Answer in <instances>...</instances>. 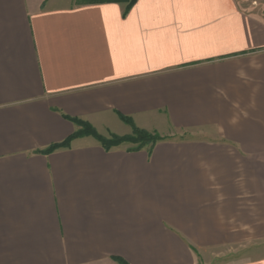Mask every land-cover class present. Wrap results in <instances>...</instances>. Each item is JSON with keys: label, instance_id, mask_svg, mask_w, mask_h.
I'll use <instances>...</instances> for the list:
<instances>
[{"label": "crops", "instance_id": "1", "mask_svg": "<svg viewBox=\"0 0 264 264\" xmlns=\"http://www.w3.org/2000/svg\"><path fill=\"white\" fill-rule=\"evenodd\" d=\"M0 0V264H264V21L235 0ZM207 139L105 151L87 122ZM215 253V252H214Z\"/></svg>", "mask_w": 264, "mask_h": 264}, {"label": "trees", "instance_id": "2", "mask_svg": "<svg viewBox=\"0 0 264 264\" xmlns=\"http://www.w3.org/2000/svg\"><path fill=\"white\" fill-rule=\"evenodd\" d=\"M136 0H95L89 3L92 4H101V3H119L125 4V13L133 6ZM122 123L127 125L131 133L127 136H115V135H108V137H103L99 135L95 129L89 125L87 122L78 120V119H69L71 123H73L78 129L75 131L69 138L63 141L60 144L52 145L49 148L38 152L39 154L49 155L58 149H65L69 148L70 143L78 138L83 137H91L93 138L101 148L105 151H110L115 148H119L122 144H129L133 147L128 149V152H139L142 150H146L148 154L151 153L152 149L157 143L164 142L162 138L156 135V133H150L145 130H141L134 126L132 121L126 117H119ZM119 264H126L121 260H117Z\"/></svg>", "mask_w": 264, "mask_h": 264}, {"label": "rangeland", "instance_id": "3", "mask_svg": "<svg viewBox=\"0 0 264 264\" xmlns=\"http://www.w3.org/2000/svg\"><path fill=\"white\" fill-rule=\"evenodd\" d=\"M77 1L88 3L95 0H77ZM235 2L243 10L257 16L258 18L264 21V0H235ZM130 133L128 135H130ZM156 135L162 138L164 141H173V142H184V141H192L198 139H207L209 136L207 134V131H193V130L177 131L173 129H170L165 134L156 133ZM119 147L123 149H130L133 146L129 144H122ZM228 250L229 249H221L219 252L212 251L209 253L206 251H202L199 257V264H225L229 261H232L233 259H235V257L240 255L239 252L236 251L231 252Z\"/></svg>", "mask_w": 264, "mask_h": 264}]
</instances>
